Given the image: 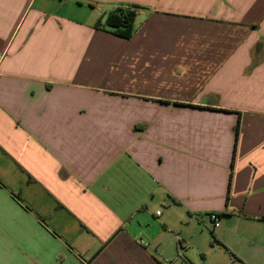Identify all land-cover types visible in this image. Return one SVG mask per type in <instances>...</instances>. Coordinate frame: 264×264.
<instances>
[{"label":"crops","instance_id":"0c3cea01","mask_svg":"<svg viewBox=\"0 0 264 264\" xmlns=\"http://www.w3.org/2000/svg\"><path fill=\"white\" fill-rule=\"evenodd\" d=\"M0 264H264V0H0Z\"/></svg>","mask_w":264,"mask_h":264},{"label":"trees","instance_id":"16d2710c","mask_svg":"<svg viewBox=\"0 0 264 264\" xmlns=\"http://www.w3.org/2000/svg\"><path fill=\"white\" fill-rule=\"evenodd\" d=\"M139 5H127L119 6L111 10L106 18V24L109 27V30L116 35L125 38H131L136 31V16ZM97 27H100V20L96 23ZM240 131V123L237 124L235 133L236 141L238 139Z\"/></svg>","mask_w":264,"mask_h":264},{"label":"built area","instance_id":"2783aa9c","mask_svg":"<svg viewBox=\"0 0 264 264\" xmlns=\"http://www.w3.org/2000/svg\"><path fill=\"white\" fill-rule=\"evenodd\" d=\"M161 213V209L157 211V214ZM210 220L214 227H217L220 225V215L217 212L210 213Z\"/></svg>","mask_w":264,"mask_h":264},{"label":"rangeland","instance_id":"374dc122","mask_svg":"<svg viewBox=\"0 0 264 264\" xmlns=\"http://www.w3.org/2000/svg\"><path fill=\"white\" fill-rule=\"evenodd\" d=\"M92 13V10L90 9H77L76 11H73V15L74 16H80L81 18H88V16H90Z\"/></svg>","mask_w":264,"mask_h":264}]
</instances>
